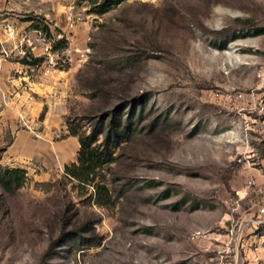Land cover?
I'll return each mask as SVG.
<instances>
[{
	"label": "rangeland",
	"instance_id": "rangeland-1",
	"mask_svg": "<svg viewBox=\"0 0 264 264\" xmlns=\"http://www.w3.org/2000/svg\"><path fill=\"white\" fill-rule=\"evenodd\" d=\"M95 1L0 0V24L40 23L18 56L42 57L33 72L57 79L61 113L54 133L0 101V167L27 170L0 184V264H236L239 224L264 220L246 181L264 162V0ZM94 129L113 158L83 182L66 165ZM18 130L77 140L18 158Z\"/></svg>",
	"mask_w": 264,
	"mask_h": 264
},
{
	"label": "crops",
	"instance_id": "crops-1",
	"mask_svg": "<svg viewBox=\"0 0 264 264\" xmlns=\"http://www.w3.org/2000/svg\"><path fill=\"white\" fill-rule=\"evenodd\" d=\"M3 20L4 24H0V101L5 100L8 102L9 106H4L6 109L13 106L15 110L25 111L24 113L30 117L32 125H42L45 131L56 133L57 120L61 117V113L57 111V105L54 102L58 89L57 79L51 76L36 75L33 72L35 70H31L28 63L19 59L18 55L21 54L22 44L19 43L18 39L7 38V34L2 30L8 22V17ZM31 22V19L18 20L16 18L10 21L19 31H22L23 27L31 25ZM4 51H7V56H4ZM44 110L46 111L45 118L38 121L37 117ZM4 118L6 119L5 115L1 120H4ZM59 128H62L61 123ZM75 140L77 139L74 135H68L61 140H50L36 137L28 130H18L10 145L7 146L6 151L10 156L15 155L18 158H25L38 156L47 150L48 157L53 159L55 152H58L61 156H68L69 150H67V147L70 145L71 150L73 143L76 142ZM78 146L77 143L76 150ZM263 169L264 162L259 167H248L246 169L248 172L246 181L250 178L255 179L256 182L252 188L256 193L264 192ZM249 224L248 228L252 231L245 232V228ZM262 225H264L263 219L242 221L239 224L234 247L236 264L244 262L258 264L264 261V234H259L256 230Z\"/></svg>",
	"mask_w": 264,
	"mask_h": 264
},
{
	"label": "trees",
	"instance_id": "trees-1",
	"mask_svg": "<svg viewBox=\"0 0 264 264\" xmlns=\"http://www.w3.org/2000/svg\"><path fill=\"white\" fill-rule=\"evenodd\" d=\"M123 0H101L98 3L96 10L98 12H104L110 6L120 3ZM35 17H30L32 26L40 28V23H38ZM43 30L50 36L52 35V30L49 24L43 25ZM258 33L264 32V26L257 29ZM54 39V38H53ZM64 39L54 40L53 48L58 49L61 47L62 41ZM42 60V57L34 56L31 59L23 57L22 61L25 63H38ZM69 130L72 134H79V130L69 125ZM100 129H94L90 134H80L81 146L78 152V161H74L72 164L66 165V171L78 178L83 182H89L94 179L98 167L110 162L113 158L112 153L108 149L109 139L106 140L105 146L101 148V144H97L98 133ZM119 140L113 142L116 144ZM27 170L23 167H0V184L8 191H14L19 188L26 177Z\"/></svg>",
	"mask_w": 264,
	"mask_h": 264
},
{
	"label": "built area",
	"instance_id": "built-area-1",
	"mask_svg": "<svg viewBox=\"0 0 264 264\" xmlns=\"http://www.w3.org/2000/svg\"><path fill=\"white\" fill-rule=\"evenodd\" d=\"M5 29V33L7 34V38L8 39H18L19 43L23 44L26 42V40H29L30 38L29 37V33L27 32H23V31H19L18 28L12 24V23H7L4 27ZM34 31L38 32V33H41L42 34V30L41 29H34ZM38 39H41V37ZM53 40H56V39H53ZM53 43V41H51ZM51 48H53V45H50ZM48 47V48H50ZM4 56H7V51H4ZM21 54H23L24 56H29V53L28 51L25 50V48H22L21 50ZM29 67L31 70H36L37 68L40 67V63H28ZM262 172L264 173V169L262 170ZM248 185H254L255 184V179L253 178H250L248 179ZM260 211L264 212V206H262L260 208Z\"/></svg>",
	"mask_w": 264,
	"mask_h": 264
}]
</instances>
